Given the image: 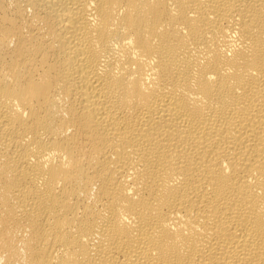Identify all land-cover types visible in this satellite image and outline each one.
<instances>
[{"label": "bare ground", "instance_id": "6f19581e", "mask_svg": "<svg viewBox=\"0 0 264 264\" xmlns=\"http://www.w3.org/2000/svg\"><path fill=\"white\" fill-rule=\"evenodd\" d=\"M0 264H264V0H0Z\"/></svg>", "mask_w": 264, "mask_h": 264}]
</instances>
